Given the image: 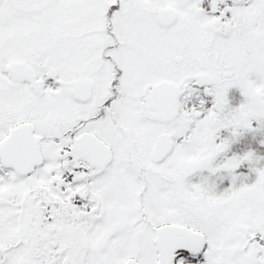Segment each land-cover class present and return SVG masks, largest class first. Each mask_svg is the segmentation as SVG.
I'll list each match as a JSON object with an SVG mask.
<instances>
[{
	"label": "snow or ice",
	"instance_id": "1",
	"mask_svg": "<svg viewBox=\"0 0 264 264\" xmlns=\"http://www.w3.org/2000/svg\"><path fill=\"white\" fill-rule=\"evenodd\" d=\"M0 264H264V0H0Z\"/></svg>",
	"mask_w": 264,
	"mask_h": 264
}]
</instances>
